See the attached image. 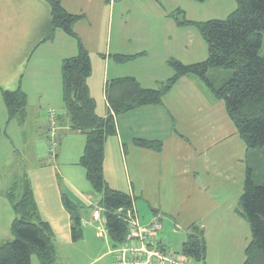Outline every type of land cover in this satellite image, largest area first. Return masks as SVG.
<instances>
[{"label":"crops","instance_id":"obj_1","mask_svg":"<svg viewBox=\"0 0 264 264\" xmlns=\"http://www.w3.org/2000/svg\"><path fill=\"white\" fill-rule=\"evenodd\" d=\"M61 2L67 11L80 15L74 29L91 56L88 84L100 116L109 113L106 85L110 79L131 75L143 86L157 87L174 73L170 58L193 63L208 56L202 34L191 25H178L162 0ZM16 3L26 13L31 9V15H41L38 33L42 37L30 50L29 63L36 57L34 67L26 81L25 76L21 79L20 86L28 94L25 115L8 122L0 135L9 154L12 152L8 158L16 151L20 154L16 156L14 178L6 190L0 191V198L24 172L28 173L40 213L54 228L58 262L57 244L73 242L72 218L63 203V193L82 206L83 234L92 232L95 225L101 235L99 225L90 221L92 211H85L93 204L85 168L78 163L86 134L73 129L62 99V61L77 53V46L72 47L73 42L68 46L59 44L62 34L58 29L55 38L43 40L51 16L47 0ZM28 25L30 31L32 23ZM116 53L140 54L119 62L113 57ZM53 84L56 86L52 89ZM46 105L55 107L58 115L59 145L54 159L49 154L39 158L41 151L38 154L36 147L39 137L49 141ZM11 123L19 127L20 142L14 135L17 127ZM116 123L117 133L105 142V177L111 187L132 196L137 219L149 223L160 218V237L169 245L174 235L178 236L175 240L181 242L179 250L192 227L198 225L207 241L205 264H244L252 230L238 209L247 168V146L225 101L215 98L198 77L185 75L165 93L162 104L122 112ZM136 138L160 141L162 148L137 145ZM33 153L36 160L30 162ZM7 164L10 168L11 162ZM14 216L12 203L2 208L0 227L5 231L0 232V241L13 236L9 228ZM99 221L100 228L105 227L104 219Z\"/></svg>","mask_w":264,"mask_h":264},{"label":"trees","instance_id":"obj_2","mask_svg":"<svg viewBox=\"0 0 264 264\" xmlns=\"http://www.w3.org/2000/svg\"><path fill=\"white\" fill-rule=\"evenodd\" d=\"M47 1L51 16L43 40L55 38L57 29H62L77 41V53L62 61V98L73 129L86 134L78 163L85 168L93 190L102 195L100 203L105 210V225L112 246L117 247L125 241L128 210L134 205L130 194L111 187L105 177V142L108 136L117 133L116 117L143 105L162 104L165 93L176 81L182 76L194 75L215 98L225 101L227 112L247 146V168L238 209L252 230V238L245 248L244 264H264V0H237L236 9L225 18L191 19L180 7L169 12L178 25H192L198 29L207 42L208 56L193 63L170 58L174 73L157 87L143 86L131 75L110 79L106 85L110 109L105 116L97 113L96 100L88 84L92 72L90 53L74 29L80 15L67 11L61 0ZM139 54L116 53L113 57L125 62ZM0 89L8 121L24 117L27 92L21 86ZM2 132L0 123V135ZM46 137L54 159L59 138H56L58 143L52 152L48 133ZM135 143L162 148V142L145 138H136ZM23 174L5 193L15 216L11 222L13 238L0 241V264H32L33 254L42 264H58L54 228L40 213L31 178L27 172ZM62 197L72 218V238L79 240L84 233L82 206L65 193ZM181 250L204 262L207 241L203 229L194 225Z\"/></svg>","mask_w":264,"mask_h":264},{"label":"rangeland","instance_id":"obj_3","mask_svg":"<svg viewBox=\"0 0 264 264\" xmlns=\"http://www.w3.org/2000/svg\"><path fill=\"white\" fill-rule=\"evenodd\" d=\"M38 1V0H36ZM115 1V0H112ZM161 1V0H160ZM164 5L171 12L177 7L183 8L186 12L187 17L197 19V20H207L212 18H225L231 12H233L237 7V0H162ZM18 2V0H16ZM16 2L9 3L8 0H0V87L15 89L20 86L22 77L25 76V81L27 80L30 72L34 67V62L36 57L33 58L32 62L29 63L30 50L33 44L42 37L38 32L39 24L42 22L41 15L38 16L31 15L32 10L27 9L25 12L23 7H20ZM130 7H135L132 5ZM134 12V10L132 9ZM37 12V11H36ZM27 16H26V15ZM31 18L32 21H29ZM29 23H32L31 30L28 31ZM192 26V25H191ZM35 29L32 31V29ZM193 28H196L193 26ZM197 29V28H196ZM198 30V29H197ZM58 32H61V38L59 44L71 45L72 47L77 46V41L72 36L65 33L63 30L58 29ZM205 42V39H203ZM206 43V42H205ZM76 54V53H75ZM71 54V55H75ZM68 55V56H71ZM25 74V75H24ZM53 83L55 74H52ZM53 84L52 89L55 88ZM63 99V98H62ZM48 106H45V109ZM15 120L12 119L10 121ZM8 111L5 105L2 91L0 89V123L4 128L8 122ZM14 123L12 126L17 127L15 130L16 140L20 142L19 127ZM11 126V127H12ZM2 138H5L2 135ZM0 191L6 190L11 181L14 178V171L18 167L17 157L20 156L18 151L13 153V156L8 158L11 155L7 151V144L0 139ZM34 143V141H33ZM22 143L18 144L20 147ZM36 147L39 149L38 154L39 158L47 157L49 153L48 143L46 138L39 137L36 142ZM21 148V147H20ZM31 155V154H30ZM17 156V157H16ZM36 157L33 153L30 162H35ZM7 161L11 162L10 168L8 167ZM37 161L39 159L37 158ZM21 164V162H20ZM52 164V163H51ZM31 165V164H30ZM10 169V170H9ZM88 182V181H87ZM89 187L91 188V197L93 198V204L86 207L85 211H92L93 207L96 205L101 206L100 199L101 193L94 191L91 184L88 182ZM90 195V194H89ZM9 198L7 196L0 198V212L5 205H10ZM102 207V206H101ZM105 217V210L102 208V219ZM95 224H102L101 221L96 222ZM97 225V226H98ZM95 226V225H94ZM93 226V231L82 236L79 240H73L71 245L63 244L59 242L58 246V263L59 264H120L116 261L114 254L112 253V242L108 234H97V230ZM1 228V227H0ZM3 228L0 229V232H4ZM9 231L12 234L11 227ZM85 231V229H84ZM9 232V234H10ZM13 236L11 235V238ZM59 237V236H58ZM175 239L176 235H174ZM181 237V236H179ZM60 239V238H59ZM173 238L172 244H169L176 250H179L181 247L180 240H175ZM32 264H42L36 254L32 256ZM236 264V263H235Z\"/></svg>","mask_w":264,"mask_h":264},{"label":"built area","instance_id":"obj_4","mask_svg":"<svg viewBox=\"0 0 264 264\" xmlns=\"http://www.w3.org/2000/svg\"><path fill=\"white\" fill-rule=\"evenodd\" d=\"M47 113L50 116L48 136L50 137V150L54 152L57 145L58 118L57 109L49 107ZM128 233L126 239L117 247H113L112 253L120 264H204L203 260L176 250L163 240L159 231L161 220L155 217L149 223H141L135 210H128ZM102 219V207L95 206L92 210L91 222ZM106 223V216L104 217ZM100 234H108L106 225L100 228Z\"/></svg>","mask_w":264,"mask_h":264}]
</instances>
